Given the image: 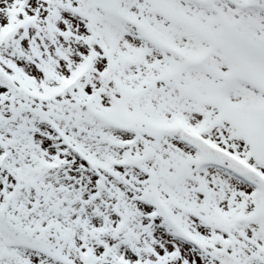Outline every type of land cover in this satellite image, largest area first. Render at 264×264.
Returning <instances> with one entry per match:
<instances>
[{
	"label": "snow or ice",
	"instance_id": "1",
	"mask_svg": "<svg viewBox=\"0 0 264 264\" xmlns=\"http://www.w3.org/2000/svg\"><path fill=\"white\" fill-rule=\"evenodd\" d=\"M0 264H264V0H0Z\"/></svg>",
	"mask_w": 264,
	"mask_h": 264
}]
</instances>
